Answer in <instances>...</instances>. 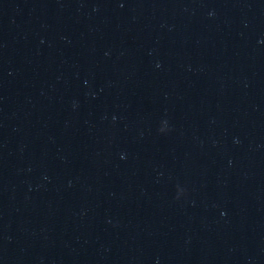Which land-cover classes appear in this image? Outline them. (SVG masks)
Returning <instances> with one entry per match:
<instances>
[{
  "label": "water",
  "instance_id": "obj_1",
  "mask_svg": "<svg viewBox=\"0 0 264 264\" xmlns=\"http://www.w3.org/2000/svg\"><path fill=\"white\" fill-rule=\"evenodd\" d=\"M0 264H264V0H0Z\"/></svg>",
  "mask_w": 264,
  "mask_h": 264
}]
</instances>
